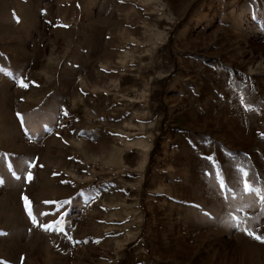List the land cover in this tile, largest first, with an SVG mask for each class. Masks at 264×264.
<instances>
[{"label": "rangeland", "instance_id": "obj_1", "mask_svg": "<svg viewBox=\"0 0 264 264\" xmlns=\"http://www.w3.org/2000/svg\"><path fill=\"white\" fill-rule=\"evenodd\" d=\"M246 2L0 0V264H264V77L210 160L146 130L194 17L178 48L262 72Z\"/></svg>", "mask_w": 264, "mask_h": 264}, {"label": "crops", "instance_id": "obj_2", "mask_svg": "<svg viewBox=\"0 0 264 264\" xmlns=\"http://www.w3.org/2000/svg\"><path fill=\"white\" fill-rule=\"evenodd\" d=\"M256 1L258 3L255 0H247L245 3V7L248 8L249 12L252 10L256 12L264 7V0ZM118 2L122 6L124 0H118ZM83 7H86L85 4H83ZM83 10L86 11V8H83ZM119 14H123V12L120 10ZM198 21L196 17H194V20L188 21L186 25H189V27L185 29V34L182 35L179 31L175 33L176 37L174 34L175 39H168L170 35L164 38L163 34V40L160 44L164 45L166 43L168 46L178 49L177 55L174 57L177 58L176 62L180 65L176 69V78L166 80L173 88L159 90L156 95L157 102L154 100L152 104L149 102V107L152 105L155 109L157 106V111L160 113L157 114L158 116H154L151 122H147L149 126L146 130L152 131L155 140L162 133H167L166 140L170 151L178 148L185 149L197 154L198 158L210 160L212 159L213 145L226 144L219 137L218 112L220 108L225 107L226 112L229 111L228 109L233 111L236 107L241 108L245 99L241 103L240 98H244L245 94L249 93L256 79L264 77V69L262 72L261 70L258 72L251 71L246 67L250 61H243V64L239 65L235 59L230 60L215 55L216 53H213V51L215 52L218 49L216 45H209L207 50H197L195 47L201 38L199 32L202 30L199 25L194 26V24L199 23ZM259 28L261 29L260 25L255 28V35L250 33L249 39L251 40H249L248 45L254 50H264V40H261L264 35L262 29ZM190 41L193 42L192 45L195 47L182 45L184 49L178 48L180 44ZM245 89L248 91L245 92ZM168 98H173L171 102L173 104H170ZM175 111L179 112L180 117L178 116V118H181V120H176L173 114ZM171 117H174L173 121L169 119ZM194 122L196 125L193 124ZM161 123L163 132H161ZM202 172L205 175L210 174L204 169Z\"/></svg>", "mask_w": 264, "mask_h": 264}, {"label": "snow or ice", "instance_id": "obj_3", "mask_svg": "<svg viewBox=\"0 0 264 264\" xmlns=\"http://www.w3.org/2000/svg\"><path fill=\"white\" fill-rule=\"evenodd\" d=\"M20 86L21 87H27V83H25L24 81H21L20 82ZM240 99H241V103H243L244 102V98L241 97ZM65 115H67V113H65ZM27 179L28 180H31L32 179V176H31L30 173H29ZM0 183H2V181H0ZM249 190H250V186H249V184L247 182H245V184H244V191L247 192ZM24 200H25V207H26V209H28L29 214H31V208H30V205H29V202H28L27 197H24ZM65 203H67V202H65ZM42 227H44L45 230H49L51 228L50 225H42ZM249 235H252V233H249ZM255 238L258 239V240H264V237H262V236H256Z\"/></svg>", "mask_w": 264, "mask_h": 264}]
</instances>
